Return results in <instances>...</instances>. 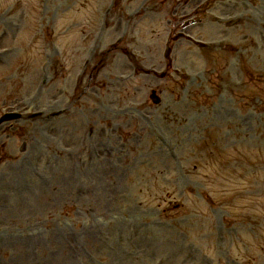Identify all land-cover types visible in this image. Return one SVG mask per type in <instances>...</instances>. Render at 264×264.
<instances>
[{
	"label": "rangeland",
	"instance_id": "rangeland-1",
	"mask_svg": "<svg viewBox=\"0 0 264 264\" xmlns=\"http://www.w3.org/2000/svg\"><path fill=\"white\" fill-rule=\"evenodd\" d=\"M259 2L233 6L247 28H264ZM109 3L0 0V115L24 114L0 125V264H264V37L245 30L252 40L236 57V42L209 54L170 41L169 75L157 79L141 69H166L172 8L129 12L119 25L126 48L111 51ZM50 26L55 37L65 31L58 51ZM71 32L81 60L66 81ZM255 88L262 102L252 106Z\"/></svg>",
	"mask_w": 264,
	"mask_h": 264
}]
</instances>
